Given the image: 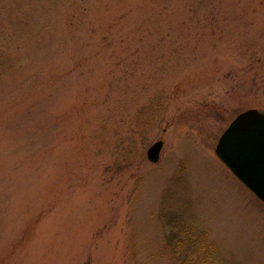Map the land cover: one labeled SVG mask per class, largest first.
Returning a JSON list of instances; mask_svg holds the SVG:
<instances>
[{"label":"rangeland","instance_id":"1","mask_svg":"<svg viewBox=\"0 0 264 264\" xmlns=\"http://www.w3.org/2000/svg\"><path fill=\"white\" fill-rule=\"evenodd\" d=\"M248 109L264 0H0V264H264L214 153Z\"/></svg>","mask_w":264,"mask_h":264},{"label":"water","instance_id":"2","mask_svg":"<svg viewBox=\"0 0 264 264\" xmlns=\"http://www.w3.org/2000/svg\"><path fill=\"white\" fill-rule=\"evenodd\" d=\"M162 141L146 151L147 160L160 159ZM215 156L229 173L264 205V113L248 109L239 113L220 136Z\"/></svg>","mask_w":264,"mask_h":264},{"label":"trees","instance_id":"3","mask_svg":"<svg viewBox=\"0 0 264 264\" xmlns=\"http://www.w3.org/2000/svg\"><path fill=\"white\" fill-rule=\"evenodd\" d=\"M175 238V243L173 244L172 240ZM167 241L169 243H171L170 245H172V251L174 252V255L180 259L182 261L183 264H188L189 263V257L187 255H185L183 253V249L184 247H188L186 245V243L188 242V244H192V237H184L185 240H177L176 239V235H175V232H170L169 235L167 236ZM193 247H196L194 245V242H193ZM186 249V248H185ZM206 257H208V255H210V252L209 253H206L204 254ZM207 259V258H205Z\"/></svg>","mask_w":264,"mask_h":264}]
</instances>
